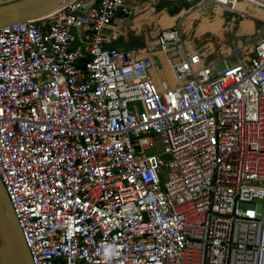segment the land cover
Listing matches in <instances>:
<instances>
[{
    "label": "built area",
    "instance_id": "obj_1",
    "mask_svg": "<svg viewBox=\"0 0 264 264\" xmlns=\"http://www.w3.org/2000/svg\"><path fill=\"white\" fill-rule=\"evenodd\" d=\"M129 1L0 26V178L33 264H264V32L233 65L192 47L184 16L120 49Z\"/></svg>",
    "mask_w": 264,
    "mask_h": 264
},
{
    "label": "rangeland",
    "instance_id": "obj_2",
    "mask_svg": "<svg viewBox=\"0 0 264 264\" xmlns=\"http://www.w3.org/2000/svg\"><path fill=\"white\" fill-rule=\"evenodd\" d=\"M145 1L146 0H142L139 3L129 1L136 10L135 17L138 15H144L143 18H145L154 15L153 10L151 11V9L143 10L145 9L143 5L149 6L148 3L143 4ZM182 5V2L164 1L158 7V11H160L159 9L162 7L166 8L168 13L172 14L179 10ZM246 8L248 13L245 16L231 14L229 12H225L223 15L221 14V17L224 19V23H222L219 19L212 21L218 14L211 11L210 9L201 11L200 9L193 8L188 13H184L183 11L180 15H177V18L184 16L182 19L184 23L183 28L185 29L184 39L192 47H196L202 51H205L211 59H215L222 63L227 62L229 65H233L239 60V58H243L248 54H252V50L256 45V42L258 41L260 35L264 32V7L257 6L253 3H248ZM256 9L257 11L261 10V12L257 13ZM216 11L220 13L222 12V9L218 8ZM196 14L199 16L196 17ZM233 17H235V19H233ZM202 18H207L209 22H206L203 25L204 28H202V30L197 33V27L199 23H201ZM244 19H250L253 21L254 29L252 31H242L241 21ZM146 22L148 21L145 20V24L141 29V38H147L149 40L150 46H152V41L154 40L153 35L157 31V28L155 27H161V25H154V23L150 25ZM128 47H132L131 43L128 45H121L119 48L126 49ZM220 66L223 67L224 65L222 64ZM154 70L156 71L155 68ZM159 149L160 148L149 149L147 150V154L156 153Z\"/></svg>",
    "mask_w": 264,
    "mask_h": 264
},
{
    "label": "water",
    "instance_id": "obj_3",
    "mask_svg": "<svg viewBox=\"0 0 264 264\" xmlns=\"http://www.w3.org/2000/svg\"><path fill=\"white\" fill-rule=\"evenodd\" d=\"M68 0H17L0 4V26L48 16ZM0 258L2 264H33L5 186L0 178Z\"/></svg>",
    "mask_w": 264,
    "mask_h": 264
},
{
    "label": "crops",
    "instance_id": "obj_4",
    "mask_svg": "<svg viewBox=\"0 0 264 264\" xmlns=\"http://www.w3.org/2000/svg\"><path fill=\"white\" fill-rule=\"evenodd\" d=\"M141 1L142 0H137L138 3L141 2ZM164 1H167V0H150V1L149 0H146L145 2H143V4H146V3L149 4V6L148 5L147 6L146 5H143V7L147 8V9H151V11L154 8V10H155L154 15L149 16V17H145V18H143L144 15H138L136 17V19L134 20V23L132 24L133 28H131L130 30H129V27H130V23L131 22H127V23L123 24V23H121L120 19L115 20V25L116 26H120V28H122L123 30H125V28H126V32L129 31L128 38H126L125 36H121L120 39H118V40L110 39V40H108V45L115 46V47H118L119 48V47H121V45H124V44L128 45L129 43H131V46L132 47H128V48H135V49H142V48L147 47L148 45H150L149 40L147 38H145V39L141 38V36H142V30L141 29L143 28V26L145 24V20L148 21V22H146L147 24H151L154 21H157V24H159V25L162 24L161 27L162 26L163 27H169V26L173 25L175 23V21L178 19L177 18V15H179V12H177L175 14H170L166 10V8H160L159 9L160 11H158V7ZM220 13L222 14V12H220ZM171 15H174V16H171ZM195 16L198 17L199 15L196 14ZM162 17H163V20L161 22H159V20ZM147 18H149V19H147ZM218 18L219 17L217 15L216 18L213 19L212 21L217 20ZM242 21H241V29H242ZM206 22H209V20L207 18H202L201 23H199V25L197 27V33L200 30H202V28H204L203 25ZM253 28H254V25H253ZM142 40H144V42H145V46H143V47L142 46H139V43ZM166 52L167 51L159 50V51H155L154 54H152V55H154V59H156V60L158 59V57H160L161 61L168 68L170 66V64H169V61H168ZM146 54H148V53L144 52L143 50L140 53L141 56H145ZM155 68H156V66H155ZM156 70H157V68H156Z\"/></svg>",
    "mask_w": 264,
    "mask_h": 264
},
{
    "label": "bare ground",
    "instance_id": "obj_5",
    "mask_svg": "<svg viewBox=\"0 0 264 264\" xmlns=\"http://www.w3.org/2000/svg\"><path fill=\"white\" fill-rule=\"evenodd\" d=\"M256 2H259L261 5H260V7L262 6V7H264V0H256ZM247 3H248V1H242V2H240L239 4H237V8L239 9V10H241V11H245V13H248V11H247V8H246V5H247ZM256 5V4H255ZM258 6V5H257ZM256 12L257 13H260L261 12V10H258L257 11V9H256ZM221 13H219L218 14V19L222 22V23H224V19L221 17V15H220ZM164 17V16H163ZM163 17L159 20V22H161L162 20H163ZM165 18V17H164ZM162 25V24H161ZM253 25H254V23H253V21L252 20H250V19H245V20H243L242 21V31H246V30H250V31H252L254 28H253ZM165 26V25H164ZM163 27V26H162ZM163 63V62H162ZM164 64V63H163ZM155 66H156V64H154L153 65V67H152V71H153V73H154V76H155V79H156V81L158 82L159 81V79L161 78V73H159V71H158V69L155 71L154 70V68H155ZM156 68H157V66H156ZM155 68V69H156ZM164 70L165 71H167V73H166V77H168V79L170 80V81H172V82H174L175 81V76H174V73L172 72V70H171V67L169 66L168 68L166 67V65L164 64Z\"/></svg>",
    "mask_w": 264,
    "mask_h": 264
},
{
    "label": "trees",
    "instance_id": "obj_6",
    "mask_svg": "<svg viewBox=\"0 0 264 264\" xmlns=\"http://www.w3.org/2000/svg\"><path fill=\"white\" fill-rule=\"evenodd\" d=\"M162 8V7H161ZM180 9H181V7L179 8V10H177L176 12H174V13H172V14H175V13H177V12H179L180 11ZM139 46H145V42H144V40H142L140 43H139Z\"/></svg>",
    "mask_w": 264,
    "mask_h": 264
}]
</instances>
